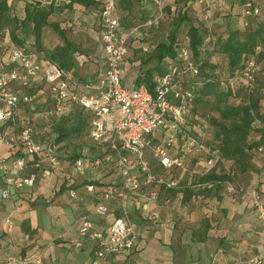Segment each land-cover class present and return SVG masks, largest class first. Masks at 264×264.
Masks as SVG:
<instances>
[{"label":"crops","instance_id":"1","mask_svg":"<svg viewBox=\"0 0 264 264\" xmlns=\"http://www.w3.org/2000/svg\"><path fill=\"white\" fill-rule=\"evenodd\" d=\"M33 1L8 0V3L12 12L23 15L26 4ZM38 1L49 4L52 0ZM175 1L117 0L120 21L132 20L135 16L150 19L149 23L141 24L138 29L127 26L120 28L128 39V54L134 49L139 51L131 63L128 60L123 62V80L128 86L134 87L137 83L139 69L133 67H140L139 59L149 43L154 46L163 39V32L154 30L158 26V19L166 14L161 6L170 4L174 10ZM178 1V10L186 3L193 5L192 0ZM245 1L229 0L226 11L219 9V13L205 10L198 12V15L211 20V24L216 27H227L228 24L245 27L246 19L242 15ZM253 1L260 7L264 6V0ZM229 11L234 14L224 16ZM236 12H241L240 16L235 15ZM96 15V9L75 6L57 15L55 20H60L63 28L69 27L68 34H77L82 30L91 36L96 33L100 42V34L94 28ZM75 19L79 21L75 22ZM81 22L83 25L78 26L77 23ZM69 38L76 42L74 38ZM61 43L57 37L52 43L46 44L55 47ZM101 71L100 68L93 76L97 79ZM4 131L13 136L18 131L15 125L0 121V156L8 158L10 166H13L15 157L27 155L19 144L14 147L2 141ZM259 147L249 150L247 167L243 171L236 168L233 161L226 159L215 168L219 175L228 174L231 179L221 187L192 185L207 171L202 157L188 156L184 168L171 171L164 170L155 158H151L158 172L174 179L182 187L165 190L151 185L136 195L127 196L124 206L119 200L106 202L108 213L104 216L96 213L100 200L87 190L86 184L96 179L104 185L118 181L119 176L115 172H97L87 168L75 174L72 180H66L62 172L42 165L45 170L39 171L33 187L13 189L11 196L4 199L2 189L5 176L0 171V264H91L94 259L93 242L87 241L81 248L71 244L77 235L79 217L89 215L94 227L104 230L124 211L131 217L136 244L130 252L108 256L103 264H251L250 259L254 256L264 260V225L249 196L251 189H257L264 202V144ZM62 167L66 170L68 161H63ZM31 170L27 167L21 174L31 173ZM229 184L235 188L234 191L228 190ZM71 190L76 192L78 198L71 196ZM152 190L158 192L155 199L149 197ZM179 196L183 198L179 199Z\"/></svg>","mask_w":264,"mask_h":264},{"label":"built area","instance_id":"2","mask_svg":"<svg viewBox=\"0 0 264 264\" xmlns=\"http://www.w3.org/2000/svg\"><path fill=\"white\" fill-rule=\"evenodd\" d=\"M96 1L102 4L101 41L105 67L97 83H87L81 91L75 89V84H70L61 66L43 62L37 53L16 46L12 42L9 26L1 30L10 44L8 64L12 67L0 60V121L14 123L20 105L36 99V93L24 92L32 79L42 80L49 90L51 106L43 116L44 130L51 129L52 117L64 112L68 102L89 112L92 117L89 138L96 150L86 148V155L76 159L66 170H63V161L57 157L55 148L39 138L36 125H29L16 136L4 131L2 141L14 147L19 144L28 156H41L40 165L62 172L66 180H72L75 174L87 168L97 172H115L119 176L118 181L111 182L101 191L97 192L92 183L86 184L87 190L100 200L96 213L104 216L108 213L106 202L119 200L124 206L127 196L136 195L151 185L165 190L178 186L177 181L166 178L155 169L151 158H155L164 170L171 171L184 168L188 156L204 155L207 157V171H210L218 167L222 157L217 150H210L199 137L182 134L195 97L187 78L197 76L199 71L188 44L180 48L178 65L154 76L152 88L144 82L127 87L122 82V64L128 55V39L120 31L117 0ZM198 1L213 3L217 0ZM219 1L224 10L229 0ZM261 12V7L253 0H247L242 5V15L245 17ZM254 66L253 61L248 62L247 79H252ZM26 168L24 156L15 157L13 166H10L8 158L0 156V171L5 176L2 198H9L13 189L21 190L35 185V173L21 174ZM227 188L230 191L235 189L231 184ZM157 195L158 192L152 190L149 197L155 199ZM71 196L78 198L74 190H71ZM249 196L264 225L261 193L251 189ZM182 198L179 196V199ZM124 212L104 230L96 229L89 215L80 216L77 235L71 244L81 248L87 241H92L94 259L91 264H103L112 254L132 251L136 235L129 213ZM250 263L263 264L264 260L254 256Z\"/></svg>","mask_w":264,"mask_h":264},{"label":"trees","instance_id":"3","mask_svg":"<svg viewBox=\"0 0 264 264\" xmlns=\"http://www.w3.org/2000/svg\"><path fill=\"white\" fill-rule=\"evenodd\" d=\"M177 2L178 0L175 1L174 10L170 4L161 6L166 13L164 16L170 17L166 37L154 46L149 43L139 59L140 67H133L135 70L139 69L135 86L144 82L152 88L154 76L178 65L180 48L188 44L190 55L199 71L197 76L184 77L188 79L195 97L182 134L199 137L210 150L218 151L222 157L220 164L225 159L231 160L236 168L243 171L247 167L246 156L249 150L260 149L259 146L264 144V6H261V14L245 17V27H232L229 24L227 27H216L211 24V20L200 17L198 12L208 10L221 13V1L199 3L198 0H192L194 6L186 3L180 10ZM75 6L96 9L94 28L100 34L98 45L102 47V4L96 0H52L49 4L34 0L26 4L23 15L12 12L8 0H0V60L8 64L10 44L1 34V30L9 26L12 42L16 46L24 48L27 52L37 53L43 62L61 66L70 84H75L76 90H83L87 83H96L99 77L96 79L93 75L105 66L95 69L90 75L82 76L79 72L85 63L98 61L101 53H90L92 50L88 51L69 38V27L63 28L60 20H52V17L72 10ZM228 6H224L225 11ZM229 13L232 14L229 11L224 16ZM240 14L241 12L235 13L237 16ZM136 18H139L141 24H147L150 20L145 16H135L132 19ZM158 21V26L154 29L161 31L163 18ZM120 23L122 27L135 26L134 21L129 19H123ZM47 29H52L62 43L48 47L45 44ZM249 61L255 64L252 79H247L245 75ZM8 67L11 68L12 65L8 64ZM122 82L131 87L124 83L123 64ZM24 92L36 93L37 97L20 105L16 120L11 124L15 125L18 132L31 124L41 128L37 121L43 118L45 110L51 106L49 90L42 80L34 79ZM91 121L89 112L68 102L64 112L52 117L51 129L38 136L55 148L59 159L68 161L71 166L76 159L86 155V148L90 147V151L96 150L89 138ZM41 123L43 126V121ZM75 139L81 141L75 144ZM193 156L204 158L205 163L207 161L204 155ZM40 157H25L27 167L37 176L41 169L45 170L38 163ZM229 179L228 174L219 175L216 169H213L206 171L192 185L211 184L221 187ZM91 183L98 192L97 189L105 188L111 182L104 185L96 179ZM179 187L182 185L178 184L176 188Z\"/></svg>","mask_w":264,"mask_h":264},{"label":"rangeland","instance_id":"4","mask_svg":"<svg viewBox=\"0 0 264 264\" xmlns=\"http://www.w3.org/2000/svg\"><path fill=\"white\" fill-rule=\"evenodd\" d=\"M179 3H180V1H178L176 4L178 5ZM55 18L56 17H54L52 20H55ZM162 18H163V24H162V27H161L162 28L161 31L163 32V35L161 36V38H164V37H166V33H165L166 29H168V27H169L170 17L167 18V17L163 16ZM77 21H79V20L75 19V22H77ZM132 21H134V23H135V26H133V28H136V29L141 28V26H140L141 22L139 21V18H136L134 20L132 19ZM86 22H87V20H86ZM77 25L79 26L80 23H77ZM81 26H82V23H81ZM82 28L86 29L85 27H82ZM154 30H156V29H154ZM82 31H80V32L78 31L77 34H69V36L71 38H74L76 40V43L80 44L83 48H86L88 51L92 50L90 53H93V55L101 53L100 54V58H98V61H96V62L92 61L90 63H85L84 66L80 68V72H79L80 75H82V76L84 75L85 76L86 74L90 75L95 69L100 68L102 66L103 67L105 66V64H104L105 54L103 52V49H101L102 47H100L98 45V42H99L97 40L98 35L96 33H93L95 36H91L90 34L82 32ZM56 36L57 35L55 34V32L52 29H47L46 33H45V37H46L45 41H47L48 43L49 42L52 43L55 39H57ZM130 40L132 41V37H130ZM133 40H135V39H133ZM47 46H49V45H47ZM91 47H92V49H91ZM129 52H130V54L127 55V58H125L126 60H124V62H126L127 60L131 61L133 58H135L139 54V51L136 50V49H134L132 51H129ZM102 56H104V57H102ZM102 60H103V62H102ZM91 66H92V69H91ZM30 115L33 116L32 113ZM34 116L36 117L38 115H34ZM41 121L45 122V119L43 120V118H42L41 120L37 121L38 124H40L41 128L37 127L36 131H38L37 134H40V135L45 134L48 131V130H44L42 128L43 126L41 125L42 124ZM80 141H81V139L80 140L79 139H75V144L80 142Z\"/></svg>","mask_w":264,"mask_h":264}]
</instances>
